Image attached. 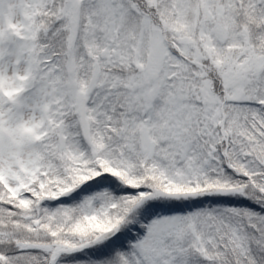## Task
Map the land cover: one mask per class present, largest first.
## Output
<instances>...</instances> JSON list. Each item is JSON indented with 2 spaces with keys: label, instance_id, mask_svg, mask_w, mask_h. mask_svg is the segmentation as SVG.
I'll list each match as a JSON object with an SVG mask.
<instances>
[{
  "label": "snow or ice",
  "instance_id": "snow-or-ice-1",
  "mask_svg": "<svg viewBox=\"0 0 264 264\" xmlns=\"http://www.w3.org/2000/svg\"><path fill=\"white\" fill-rule=\"evenodd\" d=\"M0 264H264V0H0Z\"/></svg>",
  "mask_w": 264,
  "mask_h": 264
}]
</instances>
